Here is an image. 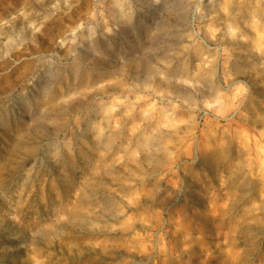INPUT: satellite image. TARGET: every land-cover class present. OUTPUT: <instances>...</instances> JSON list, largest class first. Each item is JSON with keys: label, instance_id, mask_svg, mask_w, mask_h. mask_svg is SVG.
Segmentation results:
<instances>
[{"label": "rangeland", "instance_id": "obj_1", "mask_svg": "<svg viewBox=\"0 0 264 264\" xmlns=\"http://www.w3.org/2000/svg\"><path fill=\"white\" fill-rule=\"evenodd\" d=\"M0 264H264V0H0Z\"/></svg>", "mask_w": 264, "mask_h": 264}, {"label": "bare ground", "instance_id": "obj_2", "mask_svg": "<svg viewBox=\"0 0 264 264\" xmlns=\"http://www.w3.org/2000/svg\"><path fill=\"white\" fill-rule=\"evenodd\" d=\"M144 66V65H143Z\"/></svg>", "mask_w": 264, "mask_h": 264}]
</instances>
